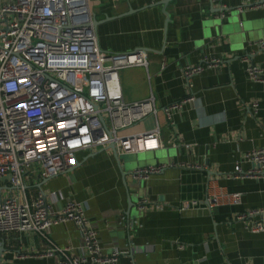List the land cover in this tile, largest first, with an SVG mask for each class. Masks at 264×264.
Returning a JSON list of instances; mask_svg holds the SVG:
<instances>
[{
    "label": "crops",
    "instance_id": "0c3cea01",
    "mask_svg": "<svg viewBox=\"0 0 264 264\" xmlns=\"http://www.w3.org/2000/svg\"><path fill=\"white\" fill-rule=\"evenodd\" d=\"M159 1L101 0L92 12L99 21L94 31L101 50L145 52L146 65L119 69L118 84L127 102L152 96L162 146L134 154L117 152L119 166L126 171L124 181L105 146L77 152L70 169L47 180L30 175L25 186L33 194H43L49 215L66 201L80 203L103 251L121 252L114 264H264V238L233 218L249 208L264 211V178L230 177L235 163L247 168L242 161L245 152L264 146V80L252 81L245 73L249 64L264 71V50L242 59L254 40L264 39V8L251 7L260 0H213V8L209 0H169L164 8L169 20L164 25ZM215 7L233 9L228 18L235 21H226L228 14L219 18V11H211ZM238 7L242 11H235ZM126 11L131 12L119 16ZM215 17L224 21L222 30ZM209 58H219L218 65L192 77L193 99L172 115L169 125L161 108L185 95L181 68ZM154 125L147 115L119 133L143 132ZM170 130L178 137L174 145L169 142ZM165 163L175 165L145 181L129 174L136 167ZM188 165L203 170L182 168ZM207 171L209 185L239 193L238 201L200 206ZM140 198L148 200L143 212L136 209ZM192 201L197 205L190 210L200 213L187 215L178 209ZM49 236L74 253L82 242L70 221L52 224ZM43 244L35 233L2 234L0 264H52L53 258L17 256L41 250Z\"/></svg>",
    "mask_w": 264,
    "mask_h": 264
},
{
    "label": "built area",
    "instance_id": "2783aa9c",
    "mask_svg": "<svg viewBox=\"0 0 264 264\" xmlns=\"http://www.w3.org/2000/svg\"><path fill=\"white\" fill-rule=\"evenodd\" d=\"M100 1L0 0V235L35 233L44 243L41 250L18 254L19 258H53L54 264H114L121 252L114 248L103 251L80 203L66 201L57 213L49 215L42 194H33L25 186L26 180L30 175L46 178L65 172L74 165L77 152L105 147L110 142L116 153L125 154L162 146L152 96L127 102L118 84L119 69L146 65L145 52L115 53L98 47L92 8ZM251 7L264 8V0ZM222 9L219 18L229 13ZM236 10L242 11L239 7ZM259 50H264V39L254 40L252 50L242 59L247 61V56ZM218 63L219 58H209L181 68L186 93L161 108L169 125L172 115L193 99L192 77ZM245 73L252 81L264 80V71L252 64ZM81 86L83 91L78 89ZM250 106L255 111V103ZM147 115L154 119L152 129L119 133ZM171 137L169 142L174 145L178 137L173 131ZM242 161L247 168L235 163L232 179L264 178V146L245 152ZM174 165L140 166L130 174L145 181ZM183 167L201 169L197 165ZM205 194L207 208L235 203L239 198V193L208 182ZM50 198L54 201L53 192ZM147 204L146 198H140L137 211L143 212ZM194 204L184 202L178 209L183 211ZM263 213L262 209L249 208L233 218L264 238ZM62 221H70L77 228L82 242L76 253L50 239L49 227Z\"/></svg>",
    "mask_w": 264,
    "mask_h": 264
},
{
    "label": "water",
    "instance_id": "95a60500",
    "mask_svg": "<svg viewBox=\"0 0 264 264\" xmlns=\"http://www.w3.org/2000/svg\"><path fill=\"white\" fill-rule=\"evenodd\" d=\"M169 0H161V1H159L158 2V4H161V6H162V12H163V14H164V25L166 24V22L169 20L168 19V14L164 11V8H165V6H166V4H167V2H168ZM260 1H263V0H260ZM209 2H210V6L213 8V0H209ZM221 10H223L222 8H217V7H215L213 10H211L213 13H217L218 11H221ZM233 9H231V11L228 13V16L225 18V20L226 21H228V20H230L231 22H233V21H235V18L233 17V18H228L229 17V14L230 13H233V11H232ZM131 11H126V12H123V13H121V14H119V16L120 15H124V14H127V13H130ZM107 18V17H106ZM106 18H104L103 20H105ZM110 18V17H109ZM216 18V23H217V25H219V28L222 30V27L225 25V24H223V22H222V20H220L219 18H217V17H215ZM237 19V18H236ZM99 21H97L96 19H95V17H94V15H93V22H92V24H93V28L95 29V27H96V25H97V23H98ZM138 49H140V48H136V49H134V51H136V50H138ZM99 120L102 122V118H101V116H99ZM105 149H109L110 150V152H111V154H112V157L115 159V161H116V163H117V166H118V168H119V170H120V175H121V179L124 181V177H125V175H126V171H123L122 169H121V167L119 166V163H118V159H117V155H116V151H115V147H114V144L112 143V142H110V143H108V145H106V147H105ZM153 151V150H152ZM146 152H148V151H146ZM182 168H184V169H186L187 167H182ZM187 169H190V168H187ZM194 170V169H193ZM201 170H203V169H201ZM130 174V173H129ZM130 176H131V174H130ZM210 176V173H208V171H207V173H206V179H205V182H204V187H203V190H204V193H205V188H206V184H207V181H208V177ZM51 176H48V177H46V178H44L45 180H47V179H49ZM39 185H40V183L38 184V185H36L37 187H39ZM42 199H44V197H43V194H42ZM131 202L129 201V198H128V208H127V213H129L128 211H129V207L131 206ZM195 205V204H194ZM196 205H197V203H196ZM195 205V206H196ZM194 206V207H195ZM200 206H204V207H206L207 208V206H208V200H207V198H206V194H204V197H203V199H202V201L200 202ZM193 207V208H194ZM191 208H189L188 210L186 209V210H183V213H185V214H187V215H189V214H191V215H193V214H198V213H200V212H198V211H196V210H190ZM52 264H54V261H53V259H52V262H51Z\"/></svg>",
    "mask_w": 264,
    "mask_h": 264
},
{
    "label": "rangeland",
    "instance_id": "374dc122",
    "mask_svg": "<svg viewBox=\"0 0 264 264\" xmlns=\"http://www.w3.org/2000/svg\"><path fill=\"white\" fill-rule=\"evenodd\" d=\"M78 89H79L80 91H83V90H84V87L81 86V87H79ZM139 157H140V154L138 155V158H139ZM134 163H135V162H131V163H129V165H132V164H134ZM139 163H142V164H143L144 162H143L142 160H140Z\"/></svg>",
    "mask_w": 264,
    "mask_h": 264
}]
</instances>
